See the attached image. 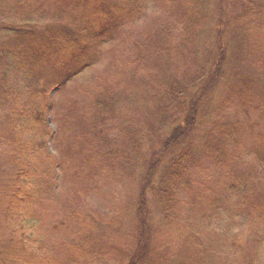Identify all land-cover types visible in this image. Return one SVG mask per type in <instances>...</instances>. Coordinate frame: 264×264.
Segmentation results:
<instances>
[{"label": "trees", "instance_id": "16d2710c", "mask_svg": "<svg viewBox=\"0 0 264 264\" xmlns=\"http://www.w3.org/2000/svg\"><path fill=\"white\" fill-rule=\"evenodd\" d=\"M200 2L0 0V264H153L170 229L175 264H264V0H217L209 69L192 44ZM228 40L256 71L232 75L205 123ZM71 84L81 103L53 101ZM133 89L145 90L144 119L126 104ZM177 119L160 144L157 125ZM141 122L154 144L135 193L101 201L115 180H137Z\"/></svg>", "mask_w": 264, "mask_h": 264}, {"label": "rangeland", "instance_id": "374dc122", "mask_svg": "<svg viewBox=\"0 0 264 264\" xmlns=\"http://www.w3.org/2000/svg\"><path fill=\"white\" fill-rule=\"evenodd\" d=\"M202 3L200 2L201 6L204 9V13L207 16V18L205 17V23L203 24L202 28L200 31H197V37L200 39H196L192 44H194V47L197 48L198 51V57H197V63L200 67L204 68L206 67L207 69H209L210 64H211V58L206 56V54H211L215 48L214 44H215V26H214V16L217 14L218 12V6H217V0H201ZM227 11V15L228 17H232L235 14L234 10H226ZM226 47L228 48V50L230 51V54L228 56V60L226 62V64L224 65V70L222 73V77L220 79V81L213 85L212 89H208L206 95L207 97L205 98V100H201V108H202V115L199 114V119L201 117H203L204 121H208L205 123H209L212 121L213 116V110L214 107H217V103L218 100L220 98V95L222 94V92L224 91V88L226 86V83H228V81L231 80V77L233 74H243V73H248V74H254L255 73V68L254 66H249V64H247L243 59H235L234 58V51H235V43L234 42H230L228 40V43L226 44ZM209 51V52H208ZM233 56V57H231ZM74 84H71V86L68 85V87L62 92V96L60 97V95H56L55 98L52 95V98H54L53 101H55L57 99L60 100L61 99V103L63 105H70L71 101L73 99H75L76 101L81 103V98L76 94V93H72V86ZM193 91L197 90V89H192ZM204 93V94H205ZM145 95V90H137V89H133L130 94L128 95V97L132 98L131 102H127L126 104H128V106H131L133 108H135L136 110L139 108L141 111V114H143V119H144V109L143 107H145V103L142 101V97ZM141 97V98H140ZM73 98V99H72ZM72 99V100H71ZM71 100V101H70ZM137 101H141V103H138ZM141 114H140V118H141ZM51 115V114H50ZM201 116V117H200ZM51 116L48 118V122L47 125L50 126L51 130H54V124L51 122ZM180 119L174 120L173 122L169 123H159L157 125V129L155 131V133H157V136L159 137V143L162 144L160 141H162L165 137L168 136V133L171 129L176 128V127H181V123L182 122H178ZM177 122L179 124H177ZM176 124V125H175ZM140 129L141 131L134 137L135 140L138 143V147L139 149L137 151H134V158H135V162L138 163L137 166H134V170H136V178L137 180L135 182L133 181H128L126 180V182L124 183L125 185H120L118 180H115L116 183H111V184H115V188L116 190H114V194L111 192L112 188H108L107 191L103 190L104 196L101 197V201H105L108 202L109 204L112 203L114 201V198L118 201H129L131 194L135 193L136 189L133 187L132 184H139V174L141 175V177H143L144 173H145V169H144V164L147 161V157L149 156L150 150H151V146L152 145V131L149 128V124L147 122H144L140 124ZM171 125V126H168ZM174 125V126H173ZM197 126L199 127V129L193 132L192 136H191V141L194 140L195 138H197L196 141V145L199 146L198 144V139L199 136L201 134V130H203L205 127L204 126H199V122L197 123ZM186 143V142H184ZM154 144V143H153ZM1 147V146H0ZM48 149L53 152L52 149V145L51 142H48ZM169 155H165L163 158H161V166L160 169L162 167H165L169 160L166 162V160L168 159ZM77 160V162L80 163L79 157L78 155L75 156V161ZM74 161V159H73ZM101 165H104L106 168L104 169H113L114 171H117L119 173H123L124 175L127 172V169L124 167H121L120 161H117L116 164H114L113 166H109L108 162L104 159H101ZM159 169V170H160ZM160 180V179H159ZM158 180V181H159ZM159 182H156V184H158ZM69 184V183H67ZM100 201V202H101ZM55 202H60L59 200H56ZM54 203V202H53ZM102 205H106V204H100L99 207H101ZM112 205H114V202L112 203ZM133 210H134V206L132 205L130 211L128 212V214L125 216V211H124V218L122 221V226L119 232V236L120 238H127L129 235H133V222L131 221L133 218ZM118 213V212H117ZM150 214L152 215V224L156 225L157 222L156 220L159 218V216L157 215V213L155 212L154 207L150 204ZM56 214H52V218L55 217ZM155 230V227H152ZM167 229H165L164 231H166ZM165 234V233H163ZM176 235H177V231L175 229H170L169 234L163 236L164 240L162 241V246H160V248L157 251V255H156V261L152 259V262H154L153 264H175V258L173 259V256L176 255V247H177V239H176ZM123 251L128 252L126 249H124ZM129 254V253H127ZM125 255V254H124ZM118 257V255H117ZM117 260L119 262H123V263H119V262H114V261H110L107 264H126L127 262V256L125 258H117ZM92 264H98V263H92ZM103 264V263H100Z\"/></svg>", "mask_w": 264, "mask_h": 264}]
</instances>
